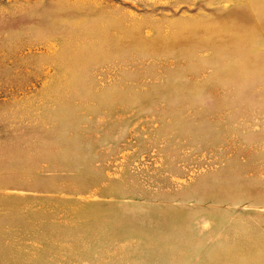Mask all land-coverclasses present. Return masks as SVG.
<instances>
[{
	"label": "rangeland",
	"instance_id": "374dc122",
	"mask_svg": "<svg viewBox=\"0 0 264 264\" xmlns=\"http://www.w3.org/2000/svg\"><path fill=\"white\" fill-rule=\"evenodd\" d=\"M0 264H264V0H0Z\"/></svg>",
	"mask_w": 264,
	"mask_h": 264
}]
</instances>
